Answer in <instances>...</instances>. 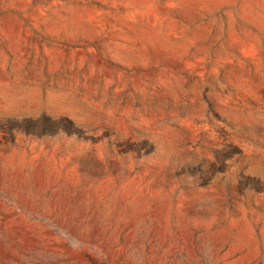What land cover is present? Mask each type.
Instances as JSON below:
<instances>
[{
	"label": "rangeland",
	"instance_id": "374dc122",
	"mask_svg": "<svg viewBox=\"0 0 264 264\" xmlns=\"http://www.w3.org/2000/svg\"><path fill=\"white\" fill-rule=\"evenodd\" d=\"M0 264H264V0H0Z\"/></svg>",
	"mask_w": 264,
	"mask_h": 264
}]
</instances>
